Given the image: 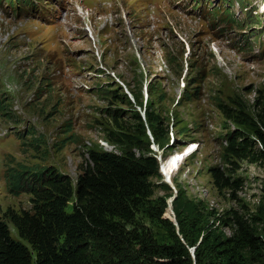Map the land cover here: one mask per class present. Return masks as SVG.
Instances as JSON below:
<instances>
[{
    "label": "rangeland",
    "instance_id": "374dc122",
    "mask_svg": "<svg viewBox=\"0 0 264 264\" xmlns=\"http://www.w3.org/2000/svg\"><path fill=\"white\" fill-rule=\"evenodd\" d=\"M67 1L58 22L52 0L40 2L36 20L0 12V218L11 236L30 248L9 214L31 209L32 195L10 189L13 174L45 166L69 174L70 210L88 151L132 147L156 156L150 198L170 221L140 211L138 226L158 243L178 239L191 264H223L228 245L241 263L264 264V245L253 250L242 232L264 244V160L223 154L226 133L239 127L225 111L243 106L256 121L264 100V0H207L204 14L187 11L189 0ZM146 110L160 116L163 136L152 134ZM136 112L144 148L117 139ZM213 166L236 185L215 183ZM108 241H89L96 264L115 263Z\"/></svg>",
    "mask_w": 264,
    "mask_h": 264
},
{
    "label": "trees",
    "instance_id": "16d2710c",
    "mask_svg": "<svg viewBox=\"0 0 264 264\" xmlns=\"http://www.w3.org/2000/svg\"><path fill=\"white\" fill-rule=\"evenodd\" d=\"M225 112L239 125L226 133L225 157L264 160V100L256 121L244 113L243 106L236 113ZM145 113L152 134L156 138L163 136L160 116L152 110ZM134 117L137 123L127 126L117 139L144 148L146 126L139 112ZM158 166L155 155L148 152L136 155L132 147L121 153L91 149L76 177V200L70 210L67 205L73 195V184L69 174L52 166L13 174L10 189L27 190L32 195V207L11 212L9 217L31 249L13 238L7 223L0 218V264H96L89 241L98 237L109 239L107 247L115 256L113 264H191L182 242L174 238L171 243H158L155 232L135 221V213L144 211L151 221L170 227V221L161 216L164 206H158L150 198L153 192L150 178L159 174ZM210 172L215 183L236 185L220 167H210ZM242 232L253 250L264 245L248 230ZM234 246L224 248L225 253L220 256L223 264H243L238 260L243 258L242 253ZM196 263L201 264L200 260Z\"/></svg>",
    "mask_w": 264,
    "mask_h": 264
},
{
    "label": "bare ground",
    "instance_id": "6f19581e",
    "mask_svg": "<svg viewBox=\"0 0 264 264\" xmlns=\"http://www.w3.org/2000/svg\"><path fill=\"white\" fill-rule=\"evenodd\" d=\"M49 28L53 27V26H48Z\"/></svg>",
    "mask_w": 264,
    "mask_h": 264
}]
</instances>
